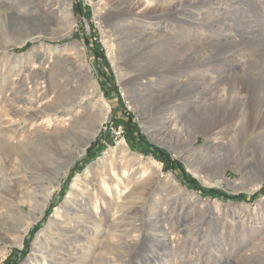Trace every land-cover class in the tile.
Masks as SVG:
<instances>
[{
    "label": "rangeland",
    "instance_id": "374dc122",
    "mask_svg": "<svg viewBox=\"0 0 264 264\" xmlns=\"http://www.w3.org/2000/svg\"><path fill=\"white\" fill-rule=\"evenodd\" d=\"M28 1L0 0V121L5 128L13 120L9 105L18 61L33 62L43 53L55 66L52 76L58 72L60 79L75 77L83 90L94 81L109 111L64 172L57 174L54 168L68 161L67 156L41 167L34 160L29 165L8 163L10 189L0 198V264H34L32 248L49 218L78 194L90 167L94 172V163L120 144L127 151L118 153V166L141 168L143 175L133 185L147 203L144 215L154 211L156 216L154 225L146 223L141 240L111 264H264V257L257 263L244 260L250 252L244 242L252 231L246 219L264 206V0H185L179 6L177 0L164 2L161 19L174 21L177 36L168 50L114 41L121 26L132 22L126 17L128 4L121 0H72L73 24L67 35L57 37L63 29L55 24L38 40L13 45L24 32L46 31L43 20L17 14ZM196 42L203 45L201 54L189 47ZM157 69L174 73L173 85L161 96L135 100V91L146 89L135 78ZM165 112L175 113L176 131L160 123ZM230 130L237 132L231 131L233 139L222 146ZM208 132H215L219 141L209 150ZM191 135L196 138L188 157L201 150L207 154L199 170L181 155ZM37 141L31 150L42 159L47 142ZM77 144H72L75 151ZM75 179L79 181L73 190Z\"/></svg>",
    "mask_w": 264,
    "mask_h": 264
},
{
    "label": "bare ground",
    "instance_id": "6f19581e",
    "mask_svg": "<svg viewBox=\"0 0 264 264\" xmlns=\"http://www.w3.org/2000/svg\"><path fill=\"white\" fill-rule=\"evenodd\" d=\"M121 1L128 4L126 17H132V22L121 26L118 37L114 39L115 42L117 38L119 40L121 38L142 48L173 49L176 43L174 21L165 17L164 20L161 19V7L164 2L169 4L171 0ZM184 1L177 0L176 4L182 5ZM24 4L26 5H24V10L19 9L17 14L33 17L38 22L43 20L46 23V31L37 29L24 32L13 45H22L28 40H38L47 35L48 30L52 31L54 28L51 26L55 24L62 26L59 28L64 30L57 37L65 36L70 32L73 24L72 0H29ZM189 47H195L200 54L202 53L201 42L190 44ZM45 56L44 53L38 55L33 62L19 60L16 66L15 93L9 105L10 114L13 117L9 123L11 127L5 128L0 121V198L4 197V193L10 189L7 182L10 178L7 171L10 161L29 165L30 161L34 160L41 167L42 163L46 165L57 157L67 156L68 161L63 160L54 168L57 174H60L77 157L76 152L84 151L86 145L95 137L100 125L108 117V103L94 81H91L90 89L83 90L74 80L75 77L60 79L58 72L52 76L55 66L52 63L49 64L51 60L49 61ZM67 57L66 59L69 58ZM44 62H47L48 66H45ZM169 71L157 69L147 76L136 77L134 83L146 85V89L136 90L133 94L134 99L163 95V90L170 88L175 82L174 73ZM84 74L87 80H90L87 70ZM25 81L30 85V89L25 88ZM69 81H71L70 85L67 83ZM41 82L44 83L43 89L40 86ZM96 107L99 108V114L95 113ZM175 118L174 112H165L160 115L159 121L162 124H169L165 128L167 131H176V125L173 123L176 121ZM231 131H229L231 137L228 141L226 140L227 142H222V146L228 145L233 139ZM158 135L159 138H163L164 133L160 132ZM206 135L208 150L219 144L217 138L214 137L215 132H208ZM154 137H156L155 134H152L153 139ZM195 138V135L189 136V145L181 155L185 157L189 165L199 170L203 168L207 154L201 150L193 159L188 157ZM43 139L47 142L44 148L47 156L41 159L33 155L31 145L34 140ZM37 142L35 143L38 144ZM73 142L78 143L76 151L72 146ZM125 151H127L126 145L120 144L119 147L111 150L110 155L101 157L98 162L94 163L96 172H92L93 166L88 170L87 180L81 184L82 188L78 194L75 197H68L61 207L55 210L33 245L31 256L34 264H111L117 260L118 257L115 258V256H122L127 248L136 245L141 240L146 223L154 225L155 212L153 211L147 217L144 215V207L147 203L141 199L133 185L143 175L141 168L121 165L122 169H120L118 166L120 156L118 153L123 155ZM78 181V179L74 180L71 189L75 190ZM47 200L48 196L43 200V204ZM172 202L177 203L174 200ZM177 204L180 205V203ZM182 208H185L184 204L180 206L181 210ZM251 213L252 215L247 217L246 222L252 225V231L250 238L248 237L249 241L244 242L250 252L245 255L244 260L246 259L247 263H257V260H263L264 257V206L253 209ZM15 232L16 237H19V230ZM231 261L227 260L226 264H231Z\"/></svg>",
    "mask_w": 264,
    "mask_h": 264
},
{
    "label": "trees",
    "instance_id": "16d2710c",
    "mask_svg": "<svg viewBox=\"0 0 264 264\" xmlns=\"http://www.w3.org/2000/svg\"><path fill=\"white\" fill-rule=\"evenodd\" d=\"M264 190V189H263Z\"/></svg>",
    "mask_w": 264,
    "mask_h": 264
}]
</instances>
